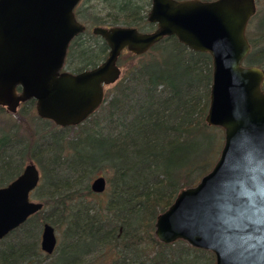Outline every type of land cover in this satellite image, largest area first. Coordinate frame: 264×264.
Returning a JSON list of instances; mask_svg holds the SVG:
<instances>
[{"label": "trees", "instance_id": "1", "mask_svg": "<svg viewBox=\"0 0 264 264\" xmlns=\"http://www.w3.org/2000/svg\"><path fill=\"white\" fill-rule=\"evenodd\" d=\"M150 5V0H81L74 12L85 30L70 42L65 64L76 73L105 59L108 47L92 33L94 26L154 29L147 21ZM259 20L244 65L264 69V13ZM129 54L136 61L82 123L59 127L41 119L42 126L33 129L17 111L13 115L28 140L17 134V123L0 127V187L32 160L43 171L42 186L49 181L52 190L39 212L0 240V264H215L208 250L180 239L164 244L154 235L158 214L180 190L199 182L222 148L218 128L205 121L211 55L175 36L141 55ZM34 102L22 103L23 109ZM98 168L108 183L100 194L87 179ZM45 222L63 226V241L51 255L40 248Z\"/></svg>", "mask_w": 264, "mask_h": 264}, {"label": "water", "instance_id": "2", "mask_svg": "<svg viewBox=\"0 0 264 264\" xmlns=\"http://www.w3.org/2000/svg\"><path fill=\"white\" fill-rule=\"evenodd\" d=\"M80 1L0 0V106L15 113L33 99L39 118L76 126L121 77L122 51L141 55L175 36L193 51L208 52L212 81L205 121L223 129L222 148L199 182L180 190L158 214L154 235L164 244L180 239L208 250L215 264H264V69L244 65L255 0H150L147 21L154 29L92 27L108 53L95 67L73 73L63 67L70 42L85 30L74 12ZM40 178L30 161L0 187V240L43 208L30 199ZM90 188L103 193L105 177H95ZM56 245L54 227L43 223L41 250L50 255Z\"/></svg>", "mask_w": 264, "mask_h": 264}, {"label": "rangeland", "instance_id": "3", "mask_svg": "<svg viewBox=\"0 0 264 264\" xmlns=\"http://www.w3.org/2000/svg\"><path fill=\"white\" fill-rule=\"evenodd\" d=\"M263 13H264V0H257V13H256V16L252 19V21H250V23L248 24L247 33H246L247 38H249L251 36L253 37V35L254 36L257 35L258 31H257L256 28L258 27V22L262 21V20H259V18L262 17ZM88 28H89L88 30H90L91 27L88 26ZM135 61H136L135 59L130 57L129 52H127L126 50L122 51V53L119 56L118 61H117V64H118V66H119V68L121 70V75ZM64 69L72 71V68L68 64L64 65ZM263 86H264V83H263ZM22 105L23 104H20L18 106L16 112L17 111L20 112V114L22 115V118H24L26 120V122L33 129H36L37 126H42V124L40 122L41 118H39L37 116L35 106H30V107H27L26 109H23ZM4 110H5V113L0 117V127H4V126L8 125V123H11V122L14 123V124L17 123L19 125V127H20V124H19V122H20L19 120L20 119H18L15 115H13L16 112L15 113H9V111H7L5 108H4ZM19 127H18L17 134L21 135V136H24V138L28 140L27 131L25 129H23L22 127H20V128ZM217 128H218L217 130L220 133V135H222V142H223V140H224V131H223V129H221L219 127H217ZM27 162H28V160L25 163H27ZM90 162H93V161L90 160ZM35 164L37 165V167H38V169L40 171L41 180L39 181V184H38L37 188L34 191H32V193L30 194V199H32L34 201H40L41 202L46 197V194L49 193V191H52V190L49 188V183H48L49 181H47V183H45V185H46L45 187L42 186L43 171H42L41 167L37 163H35ZM96 171L97 172H95L91 177L87 178L88 179V184L90 185V183L92 182V180L95 177L104 176L105 179H106V189L105 190L107 191L108 190L107 175L103 172V170L101 168H98ZM83 182H84V180H83ZM106 198H107V195L105 194V195H102V198H100V199L101 200H105ZM54 229H55V234H56V238H57V245H56V248H57V247H59V245L63 241V238H62L63 226L62 227H56L55 226ZM54 257H55V255H53V256H51L50 258H47V259L51 260Z\"/></svg>", "mask_w": 264, "mask_h": 264}, {"label": "flooded vegetation", "instance_id": "4", "mask_svg": "<svg viewBox=\"0 0 264 264\" xmlns=\"http://www.w3.org/2000/svg\"><path fill=\"white\" fill-rule=\"evenodd\" d=\"M255 4H256V12H255V14L250 18V20L248 21V24L250 23V21H252V19L256 16V13H257V0H255ZM248 24H247V26H246V30H245V34L247 33V27H248ZM257 29V28H256ZM246 37H247V35H246ZM247 40H248V38H247ZM248 43L250 44V42H249V40H248ZM250 50H251V45H250ZM249 50V51H250ZM249 53V52H248ZM247 56V55H246ZM64 65H65V63H64ZM63 71H69V70H65L64 69V67H63ZM70 72H72V71H70ZM73 73H75V72H73ZM263 82H264V80H263ZM263 82H262V89L264 90V86H263ZM22 103H24V102H22ZM22 103H20V104H22ZM35 103V102H34ZM19 104V105H20Z\"/></svg>", "mask_w": 264, "mask_h": 264}]
</instances>
